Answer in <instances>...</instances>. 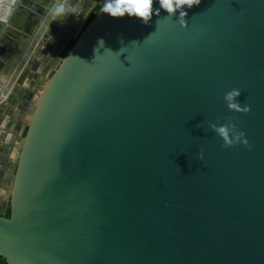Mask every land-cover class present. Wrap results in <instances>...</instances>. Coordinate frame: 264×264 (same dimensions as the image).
Returning a JSON list of instances; mask_svg holds the SVG:
<instances>
[{
	"label": "water",
	"instance_id": "95a60500",
	"mask_svg": "<svg viewBox=\"0 0 264 264\" xmlns=\"http://www.w3.org/2000/svg\"><path fill=\"white\" fill-rule=\"evenodd\" d=\"M9 1L11 9L18 2ZM64 1L44 0L26 49L13 57L10 82ZM66 2L65 9L83 4ZM104 3L90 0L89 15L101 8L87 25L85 18L65 57L72 36L62 37L34 102L23 104L27 132L9 174L0 172V185L7 178L0 257L7 264H264V0H201L183 9L187 28L180 11L170 16L159 0L148 24L113 18ZM63 16L46 37L62 34ZM232 89L242 91L250 113L229 111L224 95ZM2 92L3 85L0 100ZM228 118L251 150L222 147L209 124Z\"/></svg>",
	"mask_w": 264,
	"mask_h": 264
},
{
	"label": "crops",
	"instance_id": "0c3cea01",
	"mask_svg": "<svg viewBox=\"0 0 264 264\" xmlns=\"http://www.w3.org/2000/svg\"><path fill=\"white\" fill-rule=\"evenodd\" d=\"M5 1L7 4L1 3L0 5V87L3 85L0 100V172L3 173V176L9 174L11 168L10 163L14 153L6 152L7 144L12 137L16 139V137L20 136V134L18 135L20 123L22 122L24 124L25 122L24 117L20 115L21 104L30 92L37 91L38 93L37 86L40 83L39 80L42 78L43 82L49 73L47 70L51 69L57 54L64 50L61 51L62 48H58L59 44H61L62 37L71 35L72 39L82 27L85 18L86 20L88 19L91 11V8L87 9L90 0H81L83 2L82 6L75 10V15H72L70 21L67 20L68 18L65 20L64 16L58 21L61 27L64 26V23L66 24L62 34L54 36L50 34L49 37H46V30L55 21L56 15H54L45 33L37 40L35 46L32 48L31 56L22 63L20 72L15 80L10 82V76L8 77V74L11 66L15 64L13 63V57L26 49L28 28L31 21L35 18L34 16H38L44 0H18L16 6L12 9L8 5L11 1ZM66 1L62 2L61 6ZM82 14L84 18L81 17ZM55 24L58 25L59 23ZM35 74L37 75L36 79L34 78ZM33 81H35V84H31ZM18 86L23 88V91L19 95H16V97L18 96L16 102V98L13 95ZM34 98L35 96L31 98V102H34ZM14 101L16 104H12ZM12 106L15 113L10 112L12 114L11 116L9 110ZM5 159H7L8 165L6 164L7 168L3 170ZM6 180L7 178L5 177V181L3 180L0 185V198L7 185Z\"/></svg>",
	"mask_w": 264,
	"mask_h": 264
},
{
	"label": "clouds",
	"instance_id": "9594fccd",
	"mask_svg": "<svg viewBox=\"0 0 264 264\" xmlns=\"http://www.w3.org/2000/svg\"><path fill=\"white\" fill-rule=\"evenodd\" d=\"M201 0H159L160 7L166 10L170 16L175 14L178 10L180 11L179 23L182 27L187 28L185 17L187 12L183 11L185 7L192 8L193 6L200 5ZM102 12L110 15L113 18H121L125 15L131 17L140 18L145 24L151 21L153 15V0H105ZM54 15H75V9L69 5L67 9L57 5L53 8ZM156 15H159V11H156ZM103 44V41H100ZM242 91L240 89H232L224 95V101L232 112L238 113H250V105H241L239 97ZM209 127L214 131L222 140L224 148H231L237 145H243L251 150L252 145L246 138V133L240 131L236 124L232 122V118H228L227 123H211ZM199 159H204L203 150L201 149Z\"/></svg>",
	"mask_w": 264,
	"mask_h": 264
},
{
	"label": "flooded vegetation",
	"instance_id": "af4514ba",
	"mask_svg": "<svg viewBox=\"0 0 264 264\" xmlns=\"http://www.w3.org/2000/svg\"><path fill=\"white\" fill-rule=\"evenodd\" d=\"M93 13V12H92ZM91 13V14H92ZM90 14V15H91ZM66 19L68 18V17H65ZM88 20V19H87ZM87 22V21H86ZM70 43V42H69ZM68 43V44H69ZM67 44V45H68ZM67 45H66V47H67ZM65 47V48H66ZM64 51V50H63ZM63 53V52H62ZM62 53H61V56H62ZM53 66V65H52ZM47 72H49L50 73V70H47ZM44 73H45V71H44ZM34 78L36 79L37 78V75L35 74L34 75ZM39 82L40 83H38V86H37V88H40V85H41V82H42V78L39 80ZM31 84H35V81H33ZM21 91H23V88H21V87H17L16 88V90H15V94L13 95V97H15L16 99H15V101L17 102V97H16V95H19L20 93H21ZM17 92V93H16ZM33 94V95H32ZM37 94V91L36 92H34V91H32V92H30L29 93V95L26 97V99L23 101V103L21 104V110H20V115L22 114V111H24V109H23V104L24 103H26V102H28L29 100V97L31 96V97H34L35 95ZM13 102L12 104H16V102ZM10 112H14L15 113V111H14V109H13V106L10 108V110H9V113ZM10 115L12 116V114L10 113ZM1 121V120H0ZM27 124V123H26ZM26 124L25 125H23V123L21 122L20 123V129H19V131H18V135L19 134H21V132L23 131V134L25 135L26 133H25V131H26V129H28V127L26 126ZM23 127V128H22ZM17 135V136H18ZM19 138H20V136L19 137H16V139L14 138V137H12L11 138V140L8 142V144H7V149H6V152H14L15 153V150L17 149V147H18V145H19ZM5 149V148H4ZM14 153H13V155H14ZM8 211H9V209H8ZM8 211H7V213H8ZM7 213H6V215H7Z\"/></svg>",
	"mask_w": 264,
	"mask_h": 264
},
{
	"label": "trees",
	"instance_id": "16d2710c",
	"mask_svg": "<svg viewBox=\"0 0 264 264\" xmlns=\"http://www.w3.org/2000/svg\"><path fill=\"white\" fill-rule=\"evenodd\" d=\"M101 6H102L101 4H98V5L96 6V8L94 9L93 13L89 16V18H88V20H87V22H86V25H87V24L93 19V17H94L95 14L98 12V10L101 8ZM76 40H77L76 37L73 38V39H71L70 43L67 45V47L64 49V51H63V53H62V56H63V57H65V56L68 54L69 50L72 48V46L74 45V43L76 42ZM26 132H27V129H26L25 133H26ZM6 216H7V217L10 216V209H9V211H8V213H7ZM0 264H7L6 261H5V259H4L3 257H0Z\"/></svg>",
	"mask_w": 264,
	"mask_h": 264
}]
</instances>
